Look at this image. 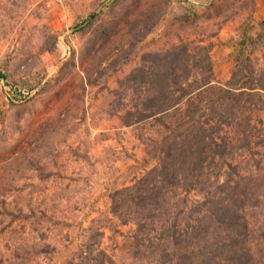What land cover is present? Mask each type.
<instances>
[{
  "label": "rangeland",
  "instance_id": "374dc122",
  "mask_svg": "<svg viewBox=\"0 0 264 264\" xmlns=\"http://www.w3.org/2000/svg\"><path fill=\"white\" fill-rule=\"evenodd\" d=\"M0 264H264V0H0Z\"/></svg>",
  "mask_w": 264,
  "mask_h": 264
}]
</instances>
